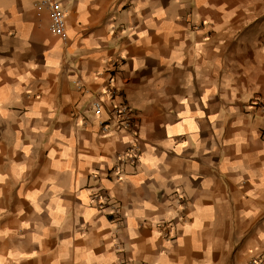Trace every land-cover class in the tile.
<instances>
[{
  "label": "crops",
  "instance_id": "0c3cea01",
  "mask_svg": "<svg viewBox=\"0 0 264 264\" xmlns=\"http://www.w3.org/2000/svg\"><path fill=\"white\" fill-rule=\"evenodd\" d=\"M37 1L0 0V264H264V0Z\"/></svg>",
  "mask_w": 264,
  "mask_h": 264
},
{
  "label": "built area",
  "instance_id": "2783aa9c",
  "mask_svg": "<svg viewBox=\"0 0 264 264\" xmlns=\"http://www.w3.org/2000/svg\"><path fill=\"white\" fill-rule=\"evenodd\" d=\"M34 12L37 18H41L44 13L48 14L49 24L48 28L50 31L57 36H65L66 35V16L67 11L64 8L61 0H38L34 4ZM116 87L110 86L107 89L108 96L111 98H115L116 96ZM264 110V103L262 105ZM107 109L109 113L110 120L114 123L115 126L121 128H132L131 122L126 121L125 119H131L132 109L128 102H117L111 104L108 108L105 107L104 99L101 97L95 98L92 102V110L94 113H99L103 109ZM108 124H105L106 128ZM264 134V127H263ZM136 145H133L130 149V152L135 155ZM260 258H254L252 260L253 264H258ZM120 264H135L131 259H125L120 262Z\"/></svg>",
  "mask_w": 264,
  "mask_h": 264
}]
</instances>
